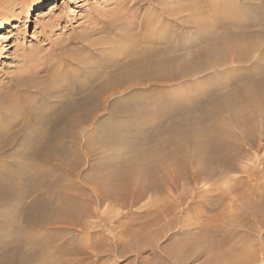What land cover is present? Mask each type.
I'll return each mask as SVG.
<instances>
[{"label":"bare ground","instance_id":"bare-ground-1","mask_svg":"<svg viewBox=\"0 0 264 264\" xmlns=\"http://www.w3.org/2000/svg\"><path fill=\"white\" fill-rule=\"evenodd\" d=\"M91 19L83 32L52 44L45 57L25 56L23 65L0 81V206L23 205L32 197L21 210L20 237L0 264H114L116 255L123 256L124 249H117L127 229L119 231L112 222L128 214L113 206L132 207L152 195H164L154 204L166 216L208 205L210 219L230 226L223 239L232 242L220 244L221 262L261 264L264 193L257 189L264 187V154H256L264 149V0H147L128 16ZM96 21L102 26H92ZM13 23L0 22V32ZM233 67H252L253 74L200 108L146 114L144 100L163 86L207 73L227 75ZM164 112L169 151L162 143L149 153L132 149L125 178L114 171L80 176L82 158L90 164L96 135L106 123L101 115ZM236 161L246 164L238 168ZM3 162L11 166L2 169ZM41 165L64 172L44 183L53 173ZM231 172L244 176L230 177ZM15 175L27 184L11 183ZM203 181L213 182L207 199L194 203L184 185L196 191ZM241 210L249 217L237 220ZM189 231L180 228L176 234ZM182 241L164 252L174 264L192 259ZM199 243L209 251L219 246ZM25 244L31 246L29 257L22 252ZM149 247L156 252L152 240Z\"/></svg>","mask_w":264,"mask_h":264},{"label":"rangeland","instance_id":"rangeland-1","mask_svg":"<svg viewBox=\"0 0 264 264\" xmlns=\"http://www.w3.org/2000/svg\"><path fill=\"white\" fill-rule=\"evenodd\" d=\"M37 1H42L45 5L35 9L32 4ZM145 1L147 0H60L55 2L50 0H0V22L15 21L13 28H7L0 32V81H4L7 74H12L19 69L23 65L25 56L45 57L51 52L52 44L83 32L90 25L92 17L100 16L104 20V18L116 17L121 14L128 16L130 13L145 8ZM93 24L95 25L92 26L96 28L102 26L100 21ZM244 68L246 67H233L227 75L217 72L207 73L193 81L175 82L163 86L158 93L144 100L145 106L149 107L146 114L150 112L152 115V110L169 111L173 109L178 112L200 108L208 99L229 92L234 83L243 82L247 75L253 74L252 67ZM101 116L99 120L103 119V122L106 123L96 135L97 143L91 148L94 152L89 155L90 164H87L88 160L85 157L82 158V166L78 170L81 177L95 178L104 176L106 172L114 171L121 178H125L131 164L130 155L133 152L130 151L132 149L145 150L149 153L156 148L157 144L162 143L164 151L170 150L166 148L167 145L164 142L168 134L171 133L170 129L167 130L165 127L167 112L150 117H145L143 114L131 117L130 114L125 113H116L112 118L106 115ZM107 149H109V156L104 154ZM263 152L264 149L256 155H263ZM245 164L243 161L235 163L238 168L244 167ZM10 166L11 164L8 162L1 164L2 169ZM41 166L47 167L53 173L44 179V183H47L48 179H55L57 174L64 172L55 166L54 168L51 165ZM0 175L3 173L0 172ZM228 176L242 178L244 175L240 172H231ZM23 177L15 175L11 176L9 180L14 185L27 184ZM212 183L203 181L198 184L196 191L191 184L184 185V188L186 192L191 193L192 202L197 203L207 199L208 193L205 190ZM217 184L216 186H218ZM60 186L62 187L64 184L60 183ZM81 188L83 192L88 191V187L83 183H81ZM257 190L258 194L264 193V187ZM246 194L248 193L246 192ZM163 196L152 195L132 207L113 206L114 211L128 214L119 218L118 221L113 219L112 222V226L118 230L127 229V235L123 236L122 246L117 249V251L124 249L123 256L117 258L116 255L114 264H174L164 255V252L180 245L182 240V243L189 247L187 253L192 255V259L184 264H223L222 259L218 258V254L223 252V250L220 251L222 249L220 244L232 242L230 239H223L224 234L230 230L228 223H225V220H216L214 217L210 219L211 213L207 212L208 205L203 206L199 211H196L195 205H192L190 212H188V208H184L175 216H166L154 204L157 198ZM256 197L252 196L253 199ZM26 200L28 202L25 201L23 205L9 201L0 206V259L4 255L11 254L20 237V227H24L21 213L25 206L32 201V197ZM257 201H259V197H257ZM15 207H18L19 210ZM102 209H106V206H103ZM241 213V217L236 215L237 220L249 217L248 212L241 210ZM117 223L127 226L121 228V225ZM145 223H158L159 225L146 227ZM166 223H174L173 228H166ZM180 228L190 229L189 236L182 237L176 234ZM262 235L264 238V234ZM83 236L80 235L81 238ZM189 237L191 239H187ZM151 240L157 245L155 253H152L149 247ZM200 241L207 244L216 243L219 246L217 245L212 251H209L201 246ZM224 247L226 246L224 245ZM22 252L29 257L32 254L31 246L25 244ZM221 254L219 256H222ZM259 263L264 264V261Z\"/></svg>","mask_w":264,"mask_h":264}]
</instances>
